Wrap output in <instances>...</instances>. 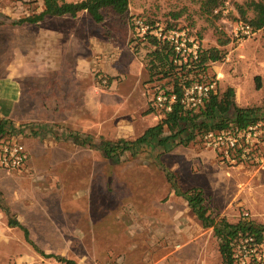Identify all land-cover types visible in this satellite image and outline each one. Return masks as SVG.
<instances>
[{
	"label": "rangeland",
	"instance_id": "rangeland-1",
	"mask_svg": "<svg viewBox=\"0 0 264 264\" xmlns=\"http://www.w3.org/2000/svg\"><path fill=\"white\" fill-rule=\"evenodd\" d=\"M250 1L210 12L204 0H130L124 14L103 9L101 22L83 10L14 24L41 12L44 0H0V19H10L0 23V114L15 129L25 126L29 151L21 171H2L0 264H62L39 250L79 264H223L213 227L183 196L194 187L208 215L264 224V130L242 162L200 137L117 147L113 160L100 144L133 141L155 125L164 116L155 93L173 86L152 67L150 50L134 49L137 16L185 27L203 49H219L221 58L207 64L217 90L231 86L239 105L262 106L255 77L264 81V27L242 40L232 35L245 21L241 9L253 16ZM74 132L88 141L77 143ZM246 255V264H264V242Z\"/></svg>",
	"mask_w": 264,
	"mask_h": 264
},
{
	"label": "trees",
	"instance_id": "trees-1",
	"mask_svg": "<svg viewBox=\"0 0 264 264\" xmlns=\"http://www.w3.org/2000/svg\"><path fill=\"white\" fill-rule=\"evenodd\" d=\"M228 0H204V5L208 11L218 10ZM130 0H44V9L33 15L21 17L17 20H11L14 24L38 23L48 16H63L69 14L77 16L83 10L88 11L95 21L104 20L102 12L105 8H112L118 14H124L129 10ZM249 8L253 16L246 17V11L241 9V16L255 30L264 27V0H251ZM1 15V14H0ZM3 16V14H2ZM240 17L238 16V19ZM10 21V19H0V23ZM176 26V24L171 25ZM224 41L222 44H226ZM151 60L150 63L158 73L173 77V86L171 90L177 95V100L171 111L164 114L155 125L145 129V131L133 141L120 139L116 142L103 141L101 146L104 148L105 155L113 160L114 150L117 147L126 149L130 145L146 144L156 141V143L166 148L172 144H189L197 138H203L207 132H218L223 130H243L257 122L264 123V103L262 106L244 107L236 102V92L233 87H227L224 91H212L203 98L198 106H187L184 99L185 90L195 82L216 81L209 75L208 62L217 61L221 58V52L217 48L202 50L198 59H188L187 61L175 62L176 54L168 43H162L154 38L150 39ZM217 82V81H216ZM256 88L264 87V81L261 76L255 77ZM13 125L5 119L0 118V138L10 130ZM10 129V130H9ZM166 132H168L167 135ZM75 139L81 144L88 139L76 134ZM84 139V140H83ZM219 155L223 153L219 152ZM243 158L242 151L236 154L238 162L248 161L251 154ZM223 157V156H222ZM224 158V157H223ZM227 160V158H224ZM183 196L189 201L202 221L204 227H213L214 234L220 241V253L223 264H240L236 257L237 246L245 239L253 238L252 242L261 246L264 242V224L256 223L252 220L241 219L238 222H230L226 218L216 219L207 214V208L204 206L203 192L199 188H192L183 193ZM9 215V214H8ZM9 225L18 226L24 230L26 238L29 239V230L12 215L9 216ZM31 242V241H30ZM36 247V246H35ZM38 249V248H36ZM44 256L52 257L62 264H79L75 259L52 253H45L39 250ZM116 264V263H112Z\"/></svg>",
	"mask_w": 264,
	"mask_h": 264
},
{
	"label": "built area",
	"instance_id": "built-area-1",
	"mask_svg": "<svg viewBox=\"0 0 264 264\" xmlns=\"http://www.w3.org/2000/svg\"><path fill=\"white\" fill-rule=\"evenodd\" d=\"M218 12V10H215ZM133 47L136 50H151L150 39L154 38L159 42L168 43L176 54L175 62L187 61L188 59H198L202 53L200 41L191 35L185 27L170 26L162 21H150L141 16H137L131 21ZM249 23L239 20L232 29V35L237 39L250 38L256 34ZM217 91L216 81L195 82L185 90L183 102L187 106H198L203 98L210 92ZM177 95L171 90L161 89L155 93L154 102L156 108L163 114L172 110ZM263 122H257L243 130H223L218 132H207L203 139L209 145L223 153V157L228 160H236L237 152L242 151L243 158L248 154H253L255 145L260 142L263 133ZM25 126H23L24 130ZM10 130V129H9ZM22 130H10L0 138V168L13 172L21 170L27 163L29 151L22 141ZM253 238L245 239L237 246L236 257L240 264H246V254L253 257L259 252L260 247L252 244ZM241 257V258H240ZM240 258V259H239ZM248 264H251L249 261Z\"/></svg>",
	"mask_w": 264,
	"mask_h": 264
},
{
	"label": "crops",
	"instance_id": "crops-1",
	"mask_svg": "<svg viewBox=\"0 0 264 264\" xmlns=\"http://www.w3.org/2000/svg\"><path fill=\"white\" fill-rule=\"evenodd\" d=\"M0 118H3V114H0ZM78 135L79 133H73V136H72V138L74 139L75 137V135ZM82 136V135H81ZM83 137V136H82ZM83 138H86V139H88V136H84ZM77 143H79L78 141H77ZM2 171H4V172H7V173H10V172H8V171H5L4 169H0V196H2V192H5V190H4V186H5V184H4V182L2 183L1 182V179L3 180L5 177H6V174L5 173H3ZM19 171H21V170H16V171H13V172H11V173H15V172H19Z\"/></svg>",
	"mask_w": 264,
	"mask_h": 264
}]
</instances>
